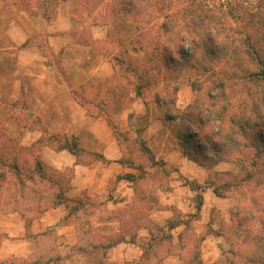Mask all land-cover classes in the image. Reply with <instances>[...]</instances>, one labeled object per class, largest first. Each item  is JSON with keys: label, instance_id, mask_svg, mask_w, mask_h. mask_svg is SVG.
Masks as SVG:
<instances>
[{"label": "rangeland", "instance_id": "obj_1", "mask_svg": "<svg viewBox=\"0 0 264 264\" xmlns=\"http://www.w3.org/2000/svg\"><path fill=\"white\" fill-rule=\"evenodd\" d=\"M10 1L15 2L19 6L18 8L23 7L31 10L34 15L46 16L54 18V20L58 16L70 14L69 17L73 19L72 24L63 22L58 25V27L62 26L64 29H69L68 33L72 35V41L67 42V47L71 48L70 45L73 42H80L87 46L108 50L114 56V59L120 60L119 63L124 68L129 65L137 68L139 70L137 74H141V69L144 67L151 69L152 72L149 74L150 87L142 90V94L148 93L146 97L150 96L151 98H154L155 94H160L162 99L165 98V100H176L178 88L186 82L192 87L193 100H197L199 103L202 102L201 100H214L215 97H222L218 80L221 75L220 71L215 66H210L208 70L202 66L195 68V62L200 56L199 54L182 68L176 67L164 70L161 45L154 53L140 57V54H142L141 47L136 42L139 31L147 27L151 28L152 39L161 38V44L165 42L167 45L169 40H172L171 42L176 44L178 43V37L173 38L175 32L179 36L186 35L189 39L196 36L195 30H197V25L201 23L199 21L201 10H215V8L222 7L224 12H229L226 17L231 21L230 24L235 22L234 27L237 29L238 36H235L237 41L234 44L238 51L240 46L244 44V37L247 34H251L254 38H261V35L264 34V27L257 26V19H264V8L257 5L258 0H248L246 3L241 0H131L130 6H123L124 11H119L120 16L115 15L112 8L109 9L107 0H90L89 17L83 14L76 15V0H52L48 3L49 7L45 5L42 8H38L36 4L31 8L28 7V4L22 6L18 0V2L16 0ZM56 1L60 3L67 1L69 3L65 6L58 3L50 6ZM117 1L113 0L115 6H118ZM225 7L228 9H225ZM92 8H97L98 11H94ZM231 9L234 10L233 13L230 12ZM246 14L252 15L256 19L252 17L251 24L245 22V26L249 25V27L243 29L240 20L243 17L247 19ZM232 17L235 18L231 19ZM115 22L120 23L112 26V23ZM222 29L231 37V33L229 34L225 26H222ZM94 37L99 38L95 46L93 44L95 42ZM35 39L43 45L44 38L39 39V37H36L31 42ZM61 56L68 57L69 55L64 54L63 51L61 53L53 51L48 55L50 60L58 64L62 61ZM176 60H179V58ZM227 71L234 74L235 80L230 85L227 96L229 99L232 97L233 100H240L242 91L240 92L239 82H237L240 74L237 68L230 65ZM137 74L128 75L129 81L126 78L122 80L120 77L117 80V85H115L114 91L108 99L115 100L113 111L117 115L124 108L122 100H125V104L127 100H134L130 94L133 89L136 91L135 87L141 83ZM259 87L260 85L256 90ZM128 102L130 103V101ZM25 105L26 102H22L19 106H14L13 103H1L0 123L18 145L26 148L29 147L24 144V141H28L27 129L31 133L35 132L36 136L39 132H43L41 136L36 137L33 148H35L34 154L48 164L49 158L45 152V147L48 146L56 150L59 143L68 137L44 134V128L40 121L30 122L27 116L24 117ZM153 112H156L155 109ZM148 115L141 117L140 126L142 129L147 127L151 121L148 119ZM13 117L17 118L18 125L13 126L11 120ZM19 117L22 118L21 121H18ZM111 121L122 131L118 121H114V119ZM14 127L18 130L16 134L19 136L14 137L12 135L11 129ZM171 131H173L171 126H168L165 130V137L169 134L166 144L174 143V136ZM123 133L128 138L127 142L130 146V152L134 156V161H147L148 154L146 151L148 150L156 156L155 152L149 148V138L142 136L136 138L134 129ZM158 139L151 138V142L160 150L163 143L159 142ZM80 161L91 163L92 160L85 155L81 157ZM184 168L191 175L200 176L199 172L196 173L190 170L187 165H184ZM240 171L241 165L239 163L222 162L211 171L208 170V180L211 183L216 173L219 175L225 172L239 174ZM60 172L63 173V177L66 179V183H64L66 186L64 187L69 188V182L74 176L73 169L68 168ZM219 175L216 176L217 182H215L218 185L221 182ZM182 183L189 184L191 189V186L200 187L193 190V194L188 190H178V184L181 185ZM206 184H199L194 179L191 181L184 177L178 169L165 167L164 174L161 173L159 178L150 182L149 187H144V194L141 193L139 196V202H134L127 208L122 206L118 209H110L108 204L99 207L92 204L84 212H81L76 227L77 243L74 246L66 244L68 238L61 235L58 223L50 229L38 232L39 234L36 235L38 250L42 251L43 248L45 250L52 246L55 247L56 254L61 256V260L57 264H261V259H264V234H260L262 227L259 224L261 220L258 218V220H250L249 223H242L243 218H249L248 211L243 210L245 206L242 203L246 195L242 193L237 195L234 192L227 198L210 196L204 200L205 195L202 192L207 188ZM148 190L150 191L147 194ZM56 191L58 189L52 192ZM43 192L52 195L47 186L46 189L43 188ZM259 192H261V189L256 194H259ZM62 208L67 215L66 208ZM31 209V207L22 208L18 212L24 221L20 227L22 229L27 228L30 231H32L30 228L33 227L34 230L38 231L34 224L38 225L39 222L43 224L44 217L53 208L41 213ZM238 209L243 214V218H237L236 220L234 212ZM204 214L209 216L208 227L204 226L203 231H198L199 223L197 222L196 225V221L200 220ZM115 222L120 224L116 225ZM178 222L179 225H176ZM7 223L9 226L13 224L12 221ZM139 224L145 225L147 230L140 231ZM172 226L174 228H171ZM41 235H44V241L41 240L42 242L39 238ZM254 237L256 239L253 240ZM234 240H236L237 245L232 244ZM240 240H247V243L245 244ZM107 243H114L113 247L108 249L94 248L95 245L101 246ZM80 248H84V251H80ZM232 251H237L241 259L234 260ZM7 261L11 262L10 264H26L30 262V256L11 258Z\"/></svg>", "mask_w": 264, "mask_h": 264}, {"label": "crops", "instance_id": "obj_2", "mask_svg": "<svg viewBox=\"0 0 264 264\" xmlns=\"http://www.w3.org/2000/svg\"><path fill=\"white\" fill-rule=\"evenodd\" d=\"M57 3L65 6L69 2L56 1L50 6ZM18 7L10 0H0V104L13 103L14 106H19L26 102L24 117L27 116L30 122L40 121L44 134L75 138L82 150L103 157V160L83 163L68 150L57 151L45 147L50 167L60 171L73 169L74 176L68 192L70 198L85 197L93 204H108L110 209L122 206L127 208L134 203L137 181L126 179L125 176L130 175L139 179L142 171L120 163L125 151L110 126L109 120L113 119L118 121L123 132L134 129L136 138L140 136L149 138V148L155 152L156 160L164 162L165 167L178 169L191 181L194 179L202 185L207 183L208 170L184 156L174 133H172L174 143H169L171 148L168 143L166 144L169 134L165 137V130L169 125L162 117V107L157 103L155 96L146 97L148 93L138 95L133 89L130 96L134 100H127L126 104L125 100H122L124 108L120 114L117 115L113 111L115 100L108 99L117 85L118 78L124 80L125 76L121 77L118 74L117 59H114L110 51L80 42H73L71 48L67 47V42L72 41V35L68 33L69 29L58 25L63 22L72 24L70 14L58 16L54 20L34 15L31 10ZM36 37L44 38L43 45L36 39L31 42ZM98 39L94 37V46ZM140 50L142 52L140 57L145 56L146 53ZM53 51L56 53L63 51L69 56H61V63H54L48 57ZM193 101L192 87L186 82L177 90L176 107L183 111ZM154 109L156 112H153ZM147 115L151 121L142 129L141 117ZM21 119L19 117L18 121ZM11 120L13 126L18 125L16 117ZM17 131L15 127L11 129L14 137L19 136L16 134ZM42 133L39 132L36 136L35 132L31 133L27 129L28 141H24V144L32 147L36 137ZM154 137L163 143L160 150L151 142V138ZM184 165L196 173L199 172L200 176L195 174L192 176ZM206 187L202 192L206 196L204 200L210 196L220 198L214 193L213 188ZM189 188L185 183L178 184V190H188L194 194ZM44 219V225L40 222L38 225L34 224L38 231L33 227L30 231L20 227L24 221L19 213H0V261L34 256L38 252L36 244L38 232L50 229L58 223L61 235L68 238L66 244L74 246L77 243L78 219L75 215L68 216L66 211L59 207L49 211ZM10 221L13 223L11 226L7 223ZM197 222L198 231H203L208 227L209 216L204 214L196 221V225ZM139 230H147V227H141Z\"/></svg>", "mask_w": 264, "mask_h": 264}, {"label": "trees", "instance_id": "obj_3", "mask_svg": "<svg viewBox=\"0 0 264 264\" xmlns=\"http://www.w3.org/2000/svg\"><path fill=\"white\" fill-rule=\"evenodd\" d=\"M18 1L22 6L28 4V7L31 8L36 4L38 8H42L52 0ZM130 1L118 0V6H115L113 0H107V4L109 9H113L112 12L115 15L120 16L119 11H124L123 6H130ZM241 1L248 2V0ZM111 2L112 4H110ZM89 3L90 0H76V15L83 14L89 17L91 9V3ZM257 5L264 8V0H258ZM225 9L228 8L225 7ZM92 10L98 11L97 8H92ZM230 12L233 13L234 10L231 9ZM228 13L224 12L222 7L215 8V10H201L199 13L201 23L197 25L196 36L192 39L186 35L179 36L175 32L173 38L178 37V43L175 44L169 40L168 45L165 42L161 44V38L152 39V29L147 27L138 32L136 42L149 55L157 51L161 45L162 61L167 69L182 68L199 54L195 68L202 66L208 70L210 66H215L220 71L221 75L218 79L222 96H219L220 98L201 100V103L194 100L183 111L177 109L176 100L162 99L160 94H155V99L162 107V117L173 129L179 148L187 159L210 171L222 162L241 165L239 174L225 172L219 175L216 173L211 183L210 180L207 181L206 186L213 188L214 193L221 198H227L234 192L237 195L241 193L246 195L242 203L245 206L243 210L248 211L249 218L244 219L238 209L234 212L236 220L242 217V223H249L250 220L259 218L261 220L259 224L262 227L260 234H264V34L261 35V38H254L251 34H247L244 37V44L238 51L234 44L237 41L235 37L238 36L237 29L234 27L235 22L230 24L231 21L226 17ZM252 17L254 16L246 14L247 19L241 18L240 24L243 29L249 27L244 23L251 24ZM119 23H112V26ZM258 25L264 27L263 18L257 19ZM222 26L226 27L229 34L231 33V37L223 31ZM178 58L179 60H176ZM119 62L120 60L117 59L118 74L122 77L124 75L126 79H128V75L137 74L139 71L131 65L124 68ZM229 65L237 68L240 74L237 78L238 88L240 92L242 91L240 100H233L232 97L229 99L227 96L230 85L235 81L234 74L227 71ZM151 72V69L144 67L141 69V74H137L141 82L135 87L138 95L142 94L144 88L150 86L149 74ZM259 85V89L256 90ZM109 123L124 147V157L120 163L142 171L139 179L130 175L125 176L126 179L137 181L134 202H139V196L141 193L144 194V187H149L150 182L159 178L161 173H165V164L163 161L156 160L149 150L146 151L147 161H134L127 142L128 138L111 120ZM33 147L26 148L18 145L0 123V211L5 214L18 213L22 208L31 207V210L41 213L50 208L65 207L68 216L75 215L79 222L80 213L92 206L93 203L85 197L70 198L68 192L71 189V182H69V188L64 187L66 179L63 177V173L51 168L38 158L34 154L35 148ZM56 150H68L78 158V161L85 155L92 161L103 160L101 155L82 150L75 138L71 140L66 138L61 141ZM218 175L221 181L219 185L215 183ZM46 186L52 195L43 192V188L46 189ZM141 187L143 188L141 189ZM191 187L192 190H197L200 186ZM55 189L58 191L52 192ZM259 189L261 192L256 194ZM95 206L99 207L100 205L95 204ZM198 208L200 210V206ZM176 225H179V222ZM138 226L145 227L143 224ZM39 238L40 241H44V235ZM235 241H232V244L237 245ZM240 241L247 243V240ZM113 244L95 245L94 248L108 249L113 247ZM80 251H84V248H80ZM237 253V251H232L234 260L240 258ZM60 260L61 256L56 254V248L52 246L45 250L43 248L42 251L38 250L34 256L30 257V262L25 263L57 264ZM261 261V264H264V259ZM250 262L252 263V261ZM10 263L0 261V264Z\"/></svg>", "mask_w": 264, "mask_h": 264}]
</instances>
